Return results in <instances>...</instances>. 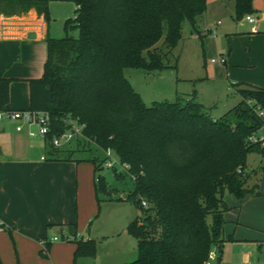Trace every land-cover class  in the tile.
I'll return each mask as SVG.
<instances>
[{
    "label": "trees",
    "instance_id": "1",
    "mask_svg": "<svg viewBox=\"0 0 264 264\" xmlns=\"http://www.w3.org/2000/svg\"><path fill=\"white\" fill-rule=\"evenodd\" d=\"M50 1L0 0V14L35 9L49 21ZM73 1L79 7L75 18L65 23L66 35L47 37L44 73L29 80V108L49 113V137L71 127L66 118L85 123L86 137L100 148H111L130 165L129 172L136 175L134 189L120 196L100 173L104 159H89L95 167L99 209L103 195L108 201H130L139 210L128 225L137 243V257L129 264H203L213 247L220 259L226 242L225 213L230 209L226 193L239 199L260 195L248 186L247 156L264 154L262 143L250 139L263 127L264 118L247 101L264 108V87L239 88L241 101L219 119L206 113L194 96L184 103L178 99L147 105L125 69L167 68L183 38L185 21L195 24L202 18L209 0ZM254 1L234 0L236 17L253 14ZM74 29L77 37L70 35ZM10 82L0 73V109L9 103ZM46 143L52 153L60 151L49 140ZM130 173L114 170L118 180ZM2 228L12 234L0 221ZM73 235L74 264L78 256L95 255V239ZM51 243L46 242L47 253Z\"/></svg>",
    "mask_w": 264,
    "mask_h": 264
},
{
    "label": "rangeland",
    "instance_id": "2",
    "mask_svg": "<svg viewBox=\"0 0 264 264\" xmlns=\"http://www.w3.org/2000/svg\"><path fill=\"white\" fill-rule=\"evenodd\" d=\"M254 8L255 12L251 14L253 22H249L246 16L240 19L236 17L234 0H209L208 9L202 18L195 24L185 21L183 38L169 56L167 68L148 71L130 67L125 69L126 77L147 105L155 101L178 99L184 103L194 96L197 102L203 104L206 113L213 119H219L241 101L239 88L250 83L264 86V0H257ZM76 9L77 4L73 0L49 2L50 37L66 35L65 23L75 18ZM3 15L0 14V17L3 18ZM70 35L77 37L79 31L71 30ZM213 58L217 61L213 62ZM221 58H225L226 62L221 63ZM256 136H264V128ZM71 145H75L74 151L69 152ZM48 149H51L50 145ZM60 150L62 156L81 159L80 164H85L88 174L92 162L87 159L97 157L102 160L107 155L105 149L82 137L63 140ZM116 170L123 171L119 163L116 164ZM247 171L250 173L248 186L264 190V154L250 152L247 156ZM100 173L108 178L112 187L119 189L120 196H126L134 189V179L130 175L118 180L114 168L104 165ZM88 194L84 192L81 203L85 209L90 203L94 204L91 218L79 221L77 206V219L68 224L66 230H50L49 237L57 235L60 239L53 242L52 254L50 251L47 254L41 247L40 264H74L73 251L70 250L75 232L78 238L89 236L96 240L95 255L78 256L76 264H129L136 259V238L128 231V225L137 216L135 204L125 200L108 201L100 195L103 201L99 209L96 194L93 193V199ZM228 195H232L238 205L228 204L230 209L225 213L226 224L233 228L237 226V231L227 234L225 230L226 242L216 264H264V197L247 199L246 195L239 199L227 192L225 199ZM245 198L247 201L242 205L241 200ZM240 212L243 219H248V224L244 222L238 225L236 220ZM69 232H72L68 234L71 239H65L64 235ZM8 233L10 243L8 247L3 243L2 248L6 261L0 256V264H21L16 239ZM234 236L240 237V241H234ZM244 253H249V261L244 260ZM26 261L28 263L24 264L37 263L30 259Z\"/></svg>",
    "mask_w": 264,
    "mask_h": 264
},
{
    "label": "crops",
    "instance_id": "3",
    "mask_svg": "<svg viewBox=\"0 0 264 264\" xmlns=\"http://www.w3.org/2000/svg\"><path fill=\"white\" fill-rule=\"evenodd\" d=\"M32 32L34 36L29 35ZM48 36L49 22L35 9L21 15L0 17V73L11 79L9 103L6 108H29V80L39 78L44 73L48 56ZM30 128L31 126L26 125L23 131H17L13 122H0V221L12 230L19 250L20 263H28L26 260L30 259L37 262L34 264H40L42 240H51L52 247V239L58 237H49L50 230H66L68 224L77 219V206L79 221L89 220L93 215L94 204L90 203L85 209L81 201L84 192L90 193V199H93V193L96 194L95 167L92 163L88 174L85 164H80L81 159L62 156L61 150L52 153L42 137L29 134ZM74 147L75 145H71L69 152L74 151ZM256 191L260 195L249 193L247 199L264 197V190ZM232 197H226L228 204L238 205ZM247 199L241 200V204ZM238 218V225L248 222V219L242 218V212ZM240 220L242 222H239ZM225 230L227 234L231 231L235 233L237 226L233 228L232 225L226 224ZM8 232L7 229H0V256L4 261L6 256L2 248L3 243L7 247L10 243ZM71 233L64 236L68 238ZM234 238V241H240V237ZM73 246L70 251H73L74 256L75 243ZM49 251L47 254H50ZM244 257L245 261L250 260L249 253H244Z\"/></svg>",
    "mask_w": 264,
    "mask_h": 264
},
{
    "label": "built area",
    "instance_id": "4",
    "mask_svg": "<svg viewBox=\"0 0 264 264\" xmlns=\"http://www.w3.org/2000/svg\"><path fill=\"white\" fill-rule=\"evenodd\" d=\"M79 7V6H77ZM246 20L249 22L253 21L252 15L246 16ZM213 32H215L213 30ZM213 62H216L217 60L215 58L212 59ZM221 63H225L226 59L221 58ZM248 105L252 108H254V111L262 118H264V108H262L255 100L249 99L247 101ZM4 121H10L15 124V129L17 131H23L25 129L26 125L31 126L29 129V134L31 136H40L42 137L45 142H48V140L55 146L60 147L62 144V141H70L76 137H82L85 140L92 141L88 137H86L83 134V129L85 127V123H78L76 121L69 120V118L65 119V122L71 123V127L64 130L60 134L53 135L52 137H49V135L52 132V124H51V118L48 112L46 111H34L30 108H24V109H0V122ZM264 128V125L263 127ZM252 141H259L264 145V136H256L253 135L250 138ZM94 142V141H93ZM107 151V155L104 158V166L108 168H114L116 170V164L119 163L122 166L123 171L122 172H128L130 173V165L126 162H123L120 160L119 156L111 149H105ZM44 159L45 157L42 156ZM117 171V170H116ZM132 178L135 180L136 175L131 174ZM142 204L146 207L148 206V202L146 200L142 201ZM58 237H54L52 240H58ZM65 239H68L65 237ZM51 241L48 239L42 240V246L46 250V242ZM219 259V250L216 247H213L210 249L207 258L205 259L203 264H216V261Z\"/></svg>",
    "mask_w": 264,
    "mask_h": 264
},
{
    "label": "water",
    "instance_id": "5",
    "mask_svg": "<svg viewBox=\"0 0 264 264\" xmlns=\"http://www.w3.org/2000/svg\"><path fill=\"white\" fill-rule=\"evenodd\" d=\"M29 35H30V36H34L35 34L32 32V33H30Z\"/></svg>",
    "mask_w": 264,
    "mask_h": 264
}]
</instances>
